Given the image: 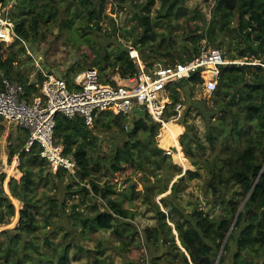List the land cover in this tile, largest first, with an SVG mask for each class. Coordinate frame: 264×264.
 I'll use <instances>...</instances> for the list:
<instances>
[{
    "label": "rangeland",
    "instance_id": "rangeland-1",
    "mask_svg": "<svg viewBox=\"0 0 264 264\" xmlns=\"http://www.w3.org/2000/svg\"><path fill=\"white\" fill-rule=\"evenodd\" d=\"M88 2L89 0H8L4 4L9 6V17L14 27L17 28L25 21L26 27L33 34L31 39L25 40L26 43L11 41L8 44L16 52L15 58L17 60L14 68H12L16 72V74L14 72L15 77L11 76L12 80L26 85L30 80V78L26 79V75L35 74L32 83L38 82L42 69L39 70L36 66L37 69L34 67V61H31L28 49L36 58L39 55L42 56L41 66L44 72L65 80L71 85L76 75L89 68H96L99 74L101 72L102 77L100 74V79L104 84L122 85L130 83L127 78L123 77L126 71L125 65L115 60L120 48H129L130 57L134 61L137 71L145 68L150 72L156 64L173 65L177 62V58L191 56L196 46L199 47L200 53L210 48L221 50L225 55L226 65L237 67L258 65L264 67L263 60L239 57L236 44L240 41V36L233 29L222 30L219 16L213 24L216 44H213L206 37L197 40V42L193 41V38L197 39L207 30L215 0H183L180 10H174L172 16L168 18L157 17L161 7L160 2L157 1L151 7V16L158 36L157 40L152 42V48L146 49L134 47L136 39L142 36L143 28L133 16L136 7H140L147 0H127L124 6L114 4L111 0H105V13L100 18V28L96 27L94 19L92 20L88 14V9L94 0H90V4ZM99 6V3H96L97 10ZM201 15L206 17V21L201 19ZM33 18H36L38 22L35 29L32 28ZM89 25L92 28L88 27ZM236 26L237 21L232 22L231 28ZM97 52H99V56L96 57ZM105 54L109 56L108 60L105 59ZM41 89L30 96V99L40 95ZM168 93L169 90H167ZM167 94L165 97L167 100L169 99V104L181 105L177 116L170 117V121H177L176 123L184 129L178 137V142L187 130L182 122V118L185 116V124L192 128V132L198 136L205 149L197 151L199 158L197 166L192 164L182 149L188 161V167L185 169L173 157L176 152L173 148L176 147L172 146L168 150L161 147L160 135L163 124H161L159 134L153 139L150 137V132H139L135 143L140 141H145L149 145L154 143L165 153L161 157L159 155L154 156L153 160L144 165L137 160L135 165L131 167L130 178L128 180L123 179L115 187L116 193L112 197L119 201L122 207L128 205L130 199V209L136 216L133 220L127 221L133 226L126 224L117 227L116 224L119 223L116 222L111 229L84 227L83 223L79 222L80 219L77 220V217L93 216L94 211L90 207V202L82 201L78 197L66 200V205L62 207L63 211L60 213L61 217L51 215L48 219L47 215L52 212L51 197L62 200L66 196L65 185L72 181L71 175L76 172L61 173L60 168L49 164L47 161L40 165V159L33 161L24 157L20 161L18 160L19 152L11 157V146L18 151H22V148L26 151L30 150L27 149V143L22 146L28 131L2 117L0 118V172L6 174L3 183L6 193L10 195L9 184L11 179H20L23 176L21 163L31 167L33 172L32 178L35 185L33 186L34 192L30 194V197L40 203V212H42L36 214L39 227L31 236L32 242L28 243L29 251L34 257H42L50 261V264H58L59 252L63 247L70 244L71 249L67 264H95L96 260H100L101 264H152L153 259L164 264L165 254L169 252V249L160 250L157 247L150 251L143 238L144 228L155 224V214L149 205L141 204L139 209L136 208L144 194L153 195L157 193L152 201L159 204L161 210L168 212V214L170 211L165 206L164 201L166 197L172 195L186 214L191 215L194 210H201L208 221L213 218H220L225 213L228 203L239 208L244 198L239 186L232 184L225 195H221L220 191L210 185V176L205 161L212 159L217 153L208 144L207 127L204 120L197 114V110L191 109L188 112L191 101H202L207 106L212 107L215 103L213 93L205 92L201 85H187L185 89H179L180 99L177 102H174L173 99L170 100ZM100 111L95 113L92 124H89L96 143L93 149L89 150V153L95 160L107 158L116 151L118 146L127 142L126 133L133 129V122L135 121L133 119L134 113L125 119L124 115L113 111L107 110L104 114ZM170 112H173L172 108L169 109V114ZM141 117H143L142 114ZM96 119L98 120L97 126L95 125ZM218 119V116H214L213 126L218 125ZM239 125L245 127L246 124L240 120ZM123 128L124 131H121ZM239 136L237 135V137ZM222 139L223 137L218 142L222 143ZM244 145L242 140L240 146ZM220 149L219 144L218 150ZM133 150L136 153L135 157L139 158L138 147L133 146ZM168 151L171 153L170 155L167 154ZM173 166L180 168L182 175L187 170H199L201 173L200 176L188 177L185 182L180 183L175 196L172 186L181 176H173L178 172V168H173ZM102 170L95 172L94 175L101 184H104L107 177L102 175ZM41 172H43L42 180L39 178ZM149 188L153 190L150 191ZM166 188L168 189L167 192L159 194ZM18 201L20 202H15L12 199L15 206V216L11 217L8 223L0 225V239L2 241H6V235L1 234L5 230H13L19 224L20 211L23 209L24 203L21 200ZM165 203L168 204L167 201ZM74 204L78 205L76 209L73 208ZM100 209L104 210V205H100ZM172 214L173 217L170 218L169 224L173 228V234L179 245V234L172 222L179 221L180 218L174 212ZM135 228L140 232V236L134 233ZM14 234L15 231L10 235L13 236ZM214 237L220 241L219 233ZM124 242L128 243L129 247H126ZM33 244L38 248L34 247ZM17 247L21 248L22 243H19ZM121 247L125 251H120L119 248ZM179 247L182 248L181 245ZM159 256L161 259H158ZM172 256L169 253L170 259ZM227 258L228 264H232L231 258L229 256ZM23 264H36V262L34 259L28 258L24 260ZM175 264H180L178 256Z\"/></svg>",
    "mask_w": 264,
    "mask_h": 264
},
{
    "label": "trees",
    "instance_id": "trees-1",
    "mask_svg": "<svg viewBox=\"0 0 264 264\" xmlns=\"http://www.w3.org/2000/svg\"><path fill=\"white\" fill-rule=\"evenodd\" d=\"M7 1L0 0V3L6 4ZM104 1L94 0L88 9L89 17L94 19L97 28H100V18L105 13ZM111 1L114 4L124 6L127 0ZM157 1L161 5L157 13L158 18L172 16L174 10H180V5L183 2V0H147L140 7H136L133 17L139 21L143 28L142 36L134 42L136 49H140V47L143 49L152 48V42L157 40L158 33L155 31L151 16V7ZM88 3L90 4V0ZM96 3L100 5L98 10ZM212 11L207 30L197 39L193 38V41L197 42V40L206 37L213 44H216L213 24L219 16L222 30L233 29L240 36V41L236 44L239 57H252L254 60H263L264 63V0H215ZM162 13L164 14L162 15ZM201 19L206 21L204 15H201ZM234 21H237V26L231 28ZM37 24V19L33 18L32 28L35 29ZM88 27L92 28L90 25ZM15 31L22 40L26 41L31 39L33 35L26 27L25 21L15 28ZM199 53L200 49L196 46L191 56L179 57L176 63L189 61ZM15 55L16 52L12 46L0 44V74L3 72V75L10 79L12 76L11 69L16 61ZM97 56H99V52L96 53ZM105 59H109L107 54H105ZM115 60L125 65L124 78H132L137 74L138 71L130 57L129 48H120ZM40 75L38 82L24 85L29 101H31L30 96L39 91L45 80V77ZM202 81L201 76L194 73L190 78L172 83L168 87L171 100L177 102L180 99L179 89H185L187 85H201ZM213 97L215 103L212 107L207 106L202 101H191L188 112L191 109L197 110V114L204 120L207 127L208 144L217 153L212 159L205 161L210 176V185L220 191L221 195H225L232 184L237 185L242 190L243 201L239 208L229 203L226 204L225 213L220 218H213L208 221L201 210H194L191 215L186 214L172 195L166 197L164 201L165 206L170 211L168 214V212L161 210L159 204L152 201L157 193L153 195L144 194L136 208L139 209L141 204L149 205L155 214V224L144 228L143 238L150 251L157 247L160 250L169 249V252L165 254L164 264H175L177 256L180 258V264H228V256L231 258L232 264H264V67L258 65L224 66L218 88L213 93ZM175 107L176 104L173 103L170 107L173 112L167 113L166 122L170 120L171 116H177L178 111L174 109ZM105 112L107 110L100 111L103 114ZM214 116L219 117L216 127L213 126ZM123 117L127 118V116ZM133 117L135 120L133 122L134 127L126 133L127 142L118 146L116 151L107 158L95 160L90 155L89 150L93 149L96 143L85 117L80 115L74 117L57 116L55 136L58 139L56 141L62 145L64 154L76 161V173L71 175L72 181L65 185L66 196L62 200L51 197L52 212L47 215L48 219L51 215L61 217L60 213L63 211L62 207L66 205V200L78 197L82 201L90 202V207L94 211L93 216L77 217V220L80 219L79 222H82L84 227L111 229L116 222L119 223L116 224L117 227L126 224L133 226L127 221L133 220L136 216L130 209V199L128 205L122 207L121 203L112 197L116 193L115 187L123 179L128 180L130 178L131 167L135 165L137 160L144 165L153 160L154 156L159 155L161 157L165 153L154 143L150 145L146 144L145 141L135 143L140 131L150 132V137L155 138L159 134L161 123L156 122L148 111L141 109H136ZM184 117L182 122L187 130L179 141L181 152L183 149L185 156L190 159L194 166H197L199 163L197 151L205 148L198 136L192 132V128L185 124ZM240 120L246 124L245 127H240ZM95 125H98L97 119ZM121 131H124V128ZM237 135L241 137H237ZM221 137H223V141L219 143ZM28 140L29 132L22 146ZM242 140L245 143L244 146H240ZM219 144L220 150H218ZM133 146L138 147L139 158L135 157L136 153ZM10 149L11 157L19 152L20 161L24 157L33 161L40 159V165L46 161L41 156L42 150L37 144L32 146L29 151L23 148L22 151H18L12 146ZM21 167L23 176L20 179H11L9 184L10 195L6 193L3 186L6 174L0 172V225L8 223L9 219L15 216V206L12 199H18L24 203V207L20 211L18 226L13 230H5L1 234L6 235V241L0 239V264H23L24 260L28 258L34 259L36 264H50L47 259L34 257L28 248V243L32 242L31 236L39 227L36 214L42 212H40V203L30 197V194L34 192L33 186L35 185L31 167L23 163H21ZM173 168L178 167L173 166ZM101 169H103L102 175L107 177L104 184H101L94 175ZM60 171L62 173L68 170L60 168ZM42 174L43 172L39 175L40 180L43 179ZM175 175L181 177L172 186L174 196L180 183L185 182L188 177L200 176L201 173L199 170H187L182 175L181 169L178 168L177 174H173V176ZM167 188L159 194L167 192ZM149 189L150 191L153 190L152 188ZM100 201L102 202L99 204ZM166 201L168 204L165 203ZM100 205H104L105 209L101 210ZM77 207L78 205H73V208L76 209ZM172 212L180 218L179 221L172 223L179 234L182 248L177 244L173 228L169 224L170 218L173 217ZM13 231L15 234L11 236ZM134 233L140 236V232L136 228ZM218 233L220 241L214 237ZM19 243H22L21 248L17 247ZM124 243L126 247H129L128 243ZM223 245L224 248L221 252ZM33 246L38 248L34 244ZM70 249V244L61 249L58 254V264L69 262ZM119 249L125 251L122 247ZM169 253L173 255L171 259ZM158 259H161V256ZM95 264H101V261L96 260ZM152 264L160 263L153 259Z\"/></svg>",
    "mask_w": 264,
    "mask_h": 264
},
{
    "label": "built area",
    "instance_id": "built-area-1",
    "mask_svg": "<svg viewBox=\"0 0 264 264\" xmlns=\"http://www.w3.org/2000/svg\"><path fill=\"white\" fill-rule=\"evenodd\" d=\"M4 4H0V43H26L16 34L10 21L9 6ZM28 52L35 66L42 69L46 77L41 94L29 101L24 85L0 76V117L29 132L27 149L37 144L42 150L41 156L49 164L72 173L76 172V161L66 156L62 145L56 141L58 115L84 116L89 125L98 110H109L130 117L136 109H141L148 111L156 122L163 124L172 106L165 97L172 83L190 78L195 73L203 80V90L214 93L218 88L222 68L227 63L221 50L210 48L187 62L156 64L150 72L141 68L134 77L128 78V84H104L98 70L89 68L76 75L71 85L44 72L42 56L36 58L29 49ZM167 97L171 100L169 93ZM179 108L180 104L174 109L178 111ZM167 154L171 153L168 151Z\"/></svg>",
    "mask_w": 264,
    "mask_h": 264
},
{
    "label": "bare ground",
    "instance_id": "bare-ground-1",
    "mask_svg": "<svg viewBox=\"0 0 264 264\" xmlns=\"http://www.w3.org/2000/svg\"><path fill=\"white\" fill-rule=\"evenodd\" d=\"M176 122L177 121L169 120L168 122L165 121L163 123L162 133L160 135V144L161 147L167 150L172 146L176 147L177 151L173 154V157L177 163H179L182 167L186 169L188 167V161L186 157L182 154L181 146L178 142V137L183 132V128L182 126L178 125ZM14 201L20 202L16 199H14Z\"/></svg>",
    "mask_w": 264,
    "mask_h": 264
},
{
    "label": "crops",
    "instance_id": "crops-1",
    "mask_svg": "<svg viewBox=\"0 0 264 264\" xmlns=\"http://www.w3.org/2000/svg\"><path fill=\"white\" fill-rule=\"evenodd\" d=\"M7 45V44H6ZM8 46V45H7ZM29 56H31L30 54H29ZM31 59H32V56H31ZM17 61V60H16ZM16 61L13 63V67L12 68H14V64L16 63ZM31 61H34L33 59L31 60ZM34 67H35V63H34ZM36 68V67H35ZM37 69V68H36ZM14 72H15V70L13 71V69H11V74H12V76L13 77H15L14 75L16 74V72H15V74H14ZM4 73L2 72L1 74H0V76H4L3 75ZM43 74V73H42ZM44 75V74H43ZM45 77V76H44ZM30 78V80H29V82L28 83H32L33 82V78H35V74H30V76H28V74L26 75V79H29ZM20 80V79H19ZM45 80H46V77H45ZM44 80V81H45ZM43 81V82H44ZM42 87V86H41ZM35 98V97H34ZM34 98H32L31 100H33ZM1 118V117H0ZM179 125V124H178ZM183 128V127H182ZM184 130V129H183Z\"/></svg>",
    "mask_w": 264,
    "mask_h": 264
},
{
    "label": "water",
    "instance_id": "water-1",
    "mask_svg": "<svg viewBox=\"0 0 264 264\" xmlns=\"http://www.w3.org/2000/svg\"><path fill=\"white\" fill-rule=\"evenodd\" d=\"M173 150H174V151H177L176 148H173ZM179 245H181V243H179ZM224 245H225V243H224ZM224 245H223V247H222V249H221V252H222V250H223V248H224ZM221 252L219 253L218 259H219V257H220Z\"/></svg>",
    "mask_w": 264,
    "mask_h": 264
}]
</instances>
